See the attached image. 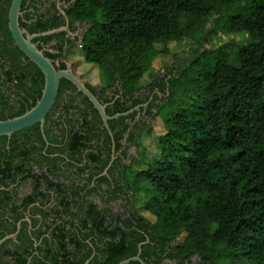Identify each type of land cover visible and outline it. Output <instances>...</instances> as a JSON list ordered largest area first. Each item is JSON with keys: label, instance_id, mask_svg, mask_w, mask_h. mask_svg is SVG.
Here are the masks:
<instances>
[{"label": "trees", "instance_id": "16d2710c", "mask_svg": "<svg viewBox=\"0 0 264 264\" xmlns=\"http://www.w3.org/2000/svg\"><path fill=\"white\" fill-rule=\"evenodd\" d=\"M12 1L0 0V120L31 109L45 84L43 72L12 38ZM43 1H23L20 23L31 34L65 25L54 4L32 17ZM64 11L71 30L75 22L87 25L81 53L86 62L97 65L107 83L87 86L107 104V114L126 113L142 103L147 107L109 121L116 153L121 152L113 164L112 139L98 110L66 79L61 80L46 117L50 143L46 153L41 152L46 141L40 124L14 133L10 142L0 137V187L14 180V171L32 176V169H24L27 157L58 169L63 158L50 157L57 152H67L78 163L85 160L80 173L107 171L97 178L99 185H107L105 207L82 200L81 192L92 177L84 186L72 181L68 203L74 209L64 202L70 219L46 226L45 231L40 227L35 234L42 237L40 255L30 264H84L92 252L82 254L81 240H72L74 248L66 243L67 237L78 234L107 238L99 249L102 264H118L137 255L138 245L147 239L141 253L147 264H165V259L169 264H196L195 256L201 258L199 264H264V0H74ZM214 17L223 33L238 36L237 43L206 46L207 24ZM186 39L200 48L192 46L188 61L171 66L149 94H142L141 80L151 69L156 45ZM52 41L58 53L44 51L45 55L52 60L66 58L65 32L34 39L42 50ZM154 89L158 90L152 95ZM144 108L146 115L137 120ZM154 108L159 109L156 115L166 131L156 136L159 151L145 163L125 164L128 147L141 146L136 132ZM57 113L59 120L53 118ZM52 121L63 125L67 135L62 148L54 145ZM47 187L62 191L61 184L50 180ZM96 191L90 188L88 195ZM6 194L0 191V207L9 198ZM116 200H122L123 208L114 211L110 202ZM16 228L15 222L0 218V240ZM51 240L57 242L55 247ZM10 243L0 246V264L11 263L4 260L7 256L15 264H27V249L22 254L20 245L14 243L10 249Z\"/></svg>", "mask_w": 264, "mask_h": 264}, {"label": "flooded vegetation", "instance_id": "af4514ba", "mask_svg": "<svg viewBox=\"0 0 264 264\" xmlns=\"http://www.w3.org/2000/svg\"><path fill=\"white\" fill-rule=\"evenodd\" d=\"M73 2H74V0H44L41 4L37 5V6H39V10L35 14L33 13L32 17H35L38 14L45 13L47 9H53V4H54L56 6V8L59 10V14H62L63 17L65 18V25L61 26V27H64V26H66L67 19H68L67 14L64 11V8H68ZM29 10L31 12H33L32 10H34V9L32 7H29ZM22 14H23V12H22ZM78 25H80V27H81L82 25H85V24L75 22L72 24V27L74 28V30H71V27H70L71 25L69 22L70 32L62 31V32H65V36L67 39L65 50L70 45L68 40L71 39L74 41V39L76 37H78V35L76 37H72V35H71V34L76 32V29H79ZM82 35L83 34H81L78 37L80 40L82 38ZM55 44H56V41H52L50 44L44 45L43 50L53 52V53H58L57 50L52 48ZM65 54H66V52H64V55ZM65 57H66V55H65ZM53 60L58 62L59 66L61 65V63H64L66 65V67L69 66V64L66 61V58L57 57V58H54ZM85 84L87 86V82H85ZM157 90L158 89H154L152 95H154L157 92ZM68 92L70 93V91H67V93ZM77 93H79L78 90H77ZM64 97L66 98V94L64 95ZM105 105L107 107V104H105ZM142 106H145V108H146L147 103L139 104V106H136L135 108H133L131 110H133V112L136 110L139 111ZM145 108H144V110H142L140 115L138 113V115L136 116V119L138 116L141 117L142 114L146 115L147 109H145ZM53 118H55L56 120H59V113H57V115H55ZM63 124H65V123H63ZM51 125H52V129H53V132H51V133L53 135H55V137L57 138L56 139L57 142L54 145L58 146L60 148L67 145V135L63 134V130H61L63 125H60L59 123H57V121H55V122L52 121ZM45 126H46V123H45ZM45 126H44V135H43L42 130L40 128L42 136L44 137V139L46 141V147L44 148V150H41V152H43V153H46V151L49 147V144H50L47 137H46V134H45ZM103 126L105 127L104 123H103ZM127 136L128 135H126V138H127ZM11 137H8L9 138L8 142H10ZM56 140H54V141H56ZM126 140L127 139L123 140L124 145H125ZM34 143H35V145L36 144L38 145L37 142H34ZM114 146L115 145H113V140H112L111 161H112L113 156H115L113 161H112V164L114 163L115 159L121 153V152L116 153ZM113 148H114V150H113ZM35 151H34V153H35ZM59 154L61 155L63 160H61L59 162V166L57 167L58 169H54V170H52L53 166L51 165L50 162H46L42 165H39V164H36L34 161L28 159V157H27L25 159L24 169L25 170L32 169L31 170L32 176L25 177L27 175L28 171H25V172L14 171V172H12L14 180L7 181V183H8L7 187H0V191L5 190L8 193L6 195L9 196V198L4 203V206L2 205L0 207V218L4 221H7L9 224L15 222L16 227H17L15 232L7 235V236H11L13 234H16L15 237L12 236V237L8 238L6 241H8V240L12 241V243H10V245H9L10 249H14V243L20 245V247H21L20 252L22 254H26L25 250L27 249L26 255L29 254V262L27 264L31 263L34 256L40 255V253L38 251V247L41 244L42 237L39 238L36 236L38 234V230L40 229V227H42V230L45 231L46 226H51L53 228L57 224L62 223L64 220L70 219L68 217L67 213L65 212L64 202H66L65 203L66 206H69L68 201L72 200V194H71L70 189L68 188L72 184V181H75L76 184L84 186L85 183H88L89 178L92 177L90 182H89V185H87V188H85V190H83L81 192L82 200L85 204L89 200V201H92L93 203L97 204L99 208L105 207V203L103 201V194H104L105 189L107 188V185H105L103 183L101 185H99L97 183V178H98V176H103V175L107 174V171H104L100 175H93L92 174L93 171L90 172L89 170H86L85 173H80L78 168L86 165L87 162L85 160L78 163V162H76V160H74V158L71 155H68L67 152L62 153V154L58 153V152L53 153V154H50V157L55 158ZM69 162L70 163L72 162L74 164L73 165L74 167L70 166ZM48 180L53 181L56 184L57 183L61 184L62 191H59L58 189L56 190L53 188L48 189V187H47V181ZM90 188H97V191L93 192L91 195H88V190ZM93 197L98 199V202L94 201L92 199ZM32 198H34V200H31ZM112 203L113 202H110V205H112ZM87 204H88V202H87ZM69 208L74 209V206H69ZM113 210L116 211L115 208ZM44 213L47 214L46 217H44ZM15 218H18V219H15ZM73 221L78 222L79 218L73 219ZM19 225H20V228H19ZM18 228H19V231H18ZM23 228H25L26 231H25L24 235L21 236L20 234H21ZM48 232L50 233L51 230H48ZM45 235L49 236L48 233H46ZM73 239L82 241V244H83L81 247L82 254L87 253V252H92L91 255L85 260L84 264H102L103 263V256L101 255V252H99V249H102L100 247L104 246V243L107 240V238H103V237L97 236V235H81V234H78L76 236H71V237L66 238V243H67V246L69 248L75 247V245L72 242ZM32 242H33V244H32ZM148 242H149V239L140 243L138 245L137 255H135L133 257L139 256L141 258L142 247H143V245H145ZM51 244H52V246L55 247L57 245V242H55L54 240H51ZM96 255L98 256V258H95ZM133 257H130V258H133ZM4 260L10 261L11 262L10 264H15L13 257H11V256L5 257ZM122 261H124V260H122ZM132 262L140 263L139 261H132ZM169 262L170 261H168L167 259L163 260V263H165V264L166 263L169 264ZM131 263H128V264H131ZM171 263L173 264V262H171Z\"/></svg>", "mask_w": 264, "mask_h": 264}, {"label": "rangeland", "instance_id": "374dc122", "mask_svg": "<svg viewBox=\"0 0 264 264\" xmlns=\"http://www.w3.org/2000/svg\"><path fill=\"white\" fill-rule=\"evenodd\" d=\"M216 22V18L214 17L207 24V28L209 29V32L206 35L207 47L218 48L224 45H234L239 41L237 35L223 33L220 25ZM78 26L79 29H76V32L71 34L72 37H76L77 35L79 37L87 28V25H82L81 27L80 25ZM78 37H76L74 42L65 50L67 63L72 66V70L81 80L96 87L106 86V80L100 70H98L97 65L88 63L84 60L81 53V40ZM192 46L196 47V49L200 48L198 44L189 39H186L183 42L172 40L166 44L156 45L155 50L152 53L151 69L141 80V86H143L141 93L148 94L156 79L164 78L171 66L188 61L191 57L190 49ZM160 96L162 95L160 94ZM158 111V108H154L152 114L147 116L146 120L141 124L140 130L136 132L141 146L138 147L131 145L128 147L127 154L123 157L125 164H132L136 162L134 160H137L138 164L145 163L153 158L159 151L156 136L164 134L166 131L161 116L157 117L156 115ZM140 118L141 117L138 116L137 120ZM92 199L98 202V199L95 197ZM112 206L115 210H118L120 207L123 208L122 200L113 201ZM193 259L196 264H199L201 258L195 256Z\"/></svg>", "mask_w": 264, "mask_h": 264}, {"label": "water", "instance_id": "95a60500", "mask_svg": "<svg viewBox=\"0 0 264 264\" xmlns=\"http://www.w3.org/2000/svg\"><path fill=\"white\" fill-rule=\"evenodd\" d=\"M22 3L23 0H13L11 3V7L9 10V30L15 44L19 47V49L43 72L45 77V84L41 98L31 109L17 117L0 120V137H11L14 133L35 124H40V128L44 135L46 117L50 113L56 102L61 80L66 79L71 82L79 92L86 96L93 104L94 108L98 110L103 123L113 140V145H115L114 135L110 128L109 121L122 115H128L130 112H133V110L126 113H119L114 116L108 115L106 112V105L103 104L99 100V98L86 86L85 82L75 74L70 65L65 69H59V63L47 57L44 53V50L40 49L38 47V44L34 42V39L61 31L70 32L69 19H67V24L64 27H60L58 29L47 31L44 33L31 34L27 29L21 27L20 18L22 17ZM114 157L115 156H113L112 161ZM15 235L16 234H13L1 239L0 245L3 244L8 238L12 236L15 237ZM132 261H139L141 264H147L139 256L126 259L119 264H128Z\"/></svg>", "mask_w": 264, "mask_h": 264}]
</instances>
